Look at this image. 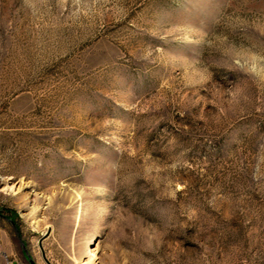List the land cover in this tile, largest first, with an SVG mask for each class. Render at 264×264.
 Masks as SVG:
<instances>
[{
	"label": "rangeland",
	"instance_id": "rangeland-1",
	"mask_svg": "<svg viewBox=\"0 0 264 264\" xmlns=\"http://www.w3.org/2000/svg\"><path fill=\"white\" fill-rule=\"evenodd\" d=\"M0 264H264V0H0Z\"/></svg>",
	"mask_w": 264,
	"mask_h": 264
}]
</instances>
